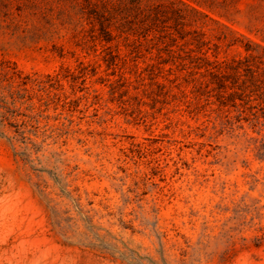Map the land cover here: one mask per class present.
I'll return each mask as SVG.
<instances>
[{
  "label": "rangeland",
  "instance_id": "374dc122",
  "mask_svg": "<svg viewBox=\"0 0 264 264\" xmlns=\"http://www.w3.org/2000/svg\"><path fill=\"white\" fill-rule=\"evenodd\" d=\"M97 1L0 0V264H264V0Z\"/></svg>",
  "mask_w": 264,
  "mask_h": 264
},
{
  "label": "trees",
  "instance_id": "16d2710c",
  "mask_svg": "<svg viewBox=\"0 0 264 264\" xmlns=\"http://www.w3.org/2000/svg\"><path fill=\"white\" fill-rule=\"evenodd\" d=\"M89 5L90 10L88 16H95L99 23L102 24L100 18L104 16V14H109L111 7H109L108 3L104 0H98ZM202 44L203 42H200L198 46H202ZM245 50L250 51L251 49L245 48ZM202 54L204 55V58L202 57V60L204 59V63L202 64L203 69L210 76L212 80L211 83L217 84V88L221 89L220 91L226 88L223 78L226 77L228 73L232 74L237 79V82L239 79L238 77L242 75L243 80L240 86L243 87V90H247L249 93H256L258 101L264 103V62L260 64L257 63V55L249 52L243 60L233 59L231 63H226L218 59H213L211 61L205 56V52H202ZM5 67V74H7L10 81L14 82V87L27 91L26 93H28L29 88L26 89L27 84L30 86L34 84L38 87L41 86V81L35 78L31 79L26 74H22L20 70L16 69L15 65H11L8 61ZM228 70H230V72H228ZM249 95L250 94H247V96Z\"/></svg>",
  "mask_w": 264,
  "mask_h": 264
}]
</instances>
